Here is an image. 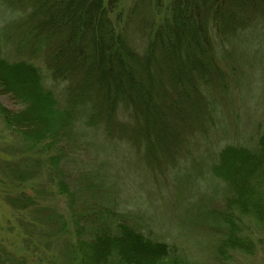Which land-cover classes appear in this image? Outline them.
<instances>
[{
    "label": "trees",
    "instance_id": "trees-1",
    "mask_svg": "<svg viewBox=\"0 0 264 264\" xmlns=\"http://www.w3.org/2000/svg\"><path fill=\"white\" fill-rule=\"evenodd\" d=\"M120 1L0 0L16 15L0 26V93L19 105L0 102V112L30 143L52 151L49 171L70 197L73 246L83 264H187L181 250L143 233L118 209L87 150L95 159L125 143L131 154L149 160L155 152L175 162L192 147L202 149L188 134L203 135L201 122L207 131L206 123L214 124L204 121L221 117L239 97L244 68L260 49L264 63V0H171L170 16L156 26L148 12L162 0H139L132 15L140 26L119 40L110 12ZM172 119L177 128L195 123L182 136L174 126L157 127ZM165 138L172 145H163ZM217 156L207 173L201 165L187 173L224 184L216 185L224 210L210 209L200 221L221 235L222 255L252 254L254 240L242 231L250 219L264 230V133L256 146L227 144ZM88 195L97 200L81 205Z\"/></svg>",
    "mask_w": 264,
    "mask_h": 264
},
{
    "label": "rangeland",
    "instance_id": "rangeland-1",
    "mask_svg": "<svg viewBox=\"0 0 264 264\" xmlns=\"http://www.w3.org/2000/svg\"><path fill=\"white\" fill-rule=\"evenodd\" d=\"M138 1L121 0L110 12L119 40L124 39L129 26H140L137 25L139 17L132 15ZM151 1L153 4L155 0ZM170 1L162 0V5L155 3L149 8L148 22L151 21V26L161 25L170 16ZM15 16L9 8L0 5V26ZM148 22L141 23V27L149 26ZM262 53L260 49L252 68L244 65L248 78H244L243 84L246 85L242 84L240 90L243 92L239 97L228 107L224 105L221 117L216 119L213 116L214 119L204 121L214 125L206 123L208 129L204 131L201 122L203 135L188 134L190 144H203L198 146L202 149L192 147L190 155L184 151L175 162L164 161L155 152L149 155V160L137 153L131 154L130 144L125 143L119 144L116 154L108 148V156L95 159L92 148L87 150L90 153L87 158H92L89 161L93 166L100 165L101 173L107 176L106 188L121 204L118 209L129 214L143 233L181 250L187 264H264V230L257 227L254 220L250 221L252 219L250 222L247 220L242 231L254 240L252 254L238 250H230L226 255L218 252L221 235L200 220L210 209L224 210V195L216 186L217 183L224 184L218 180L212 184L205 173L195 178L190 174L187 176L191 165H201L200 172L207 173L225 145L253 147L264 133V63L258 58ZM231 85L236 89L240 83ZM235 92L237 96L238 91ZM0 102L12 110L19 108L10 96L1 93ZM233 108L235 113H232ZM161 123L158 128L164 129L165 126L169 130L176 125L174 119ZM194 123L192 120L183 124L184 127L174 128L182 136ZM171 139L165 138L161 143L170 146ZM209 144L210 147L207 146ZM107 146L110 147L109 144ZM51 152L30 143L22 133L6 123L0 112V264H83L73 246L74 212L70 197L60 194L55 182L57 179L51 178L47 162ZM173 156L171 151L163 154L167 159ZM89 199L97 200V197L88 195L84 202L82 199L79 202L86 205ZM82 207L78 206L79 209Z\"/></svg>",
    "mask_w": 264,
    "mask_h": 264
}]
</instances>
